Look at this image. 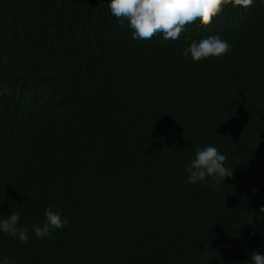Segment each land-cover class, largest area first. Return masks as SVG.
I'll use <instances>...</instances> for the list:
<instances>
[{
  "label": "trees",
  "instance_id": "16d2710c",
  "mask_svg": "<svg viewBox=\"0 0 264 264\" xmlns=\"http://www.w3.org/2000/svg\"><path fill=\"white\" fill-rule=\"evenodd\" d=\"M109 0H0V218L69 220L3 264H250L264 254V0L176 42L133 39ZM219 35L220 58L184 60ZM215 146L233 175L189 184Z\"/></svg>",
  "mask_w": 264,
  "mask_h": 264
},
{
  "label": "clouds",
  "instance_id": "9594fccd",
  "mask_svg": "<svg viewBox=\"0 0 264 264\" xmlns=\"http://www.w3.org/2000/svg\"><path fill=\"white\" fill-rule=\"evenodd\" d=\"M253 0H233V6L247 7ZM226 0H109L110 13L133 32V39L149 40L162 34L165 41L176 42L186 29L207 26L224 9ZM231 51V45L219 35L208 36L193 43L183 52L185 61L200 62L209 58H220ZM227 157L215 146L208 145L195 150V157L185 165L189 184H203L215 189L225 178L233 175V169L226 166ZM264 213V207L260 209ZM20 213L12 212L0 218V233L11 236L26 244L29 232L37 238L50 237L58 229L65 228L69 220L60 210L52 206L45 208V219L40 224L19 227ZM250 264H264V254L253 251ZM3 264V261H0Z\"/></svg>",
  "mask_w": 264,
  "mask_h": 264
}]
</instances>
